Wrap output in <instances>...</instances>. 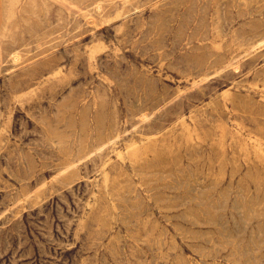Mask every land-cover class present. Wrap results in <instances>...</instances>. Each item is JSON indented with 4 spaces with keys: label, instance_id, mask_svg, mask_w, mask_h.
<instances>
[{
    "label": "rangeland",
    "instance_id": "1",
    "mask_svg": "<svg viewBox=\"0 0 264 264\" xmlns=\"http://www.w3.org/2000/svg\"><path fill=\"white\" fill-rule=\"evenodd\" d=\"M0 264H264V0H0Z\"/></svg>",
    "mask_w": 264,
    "mask_h": 264
},
{
    "label": "bare ground",
    "instance_id": "2",
    "mask_svg": "<svg viewBox=\"0 0 264 264\" xmlns=\"http://www.w3.org/2000/svg\"><path fill=\"white\" fill-rule=\"evenodd\" d=\"M100 9V8H99ZM252 41V40H251ZM17 57H14V59H16ZM100 150V149H99Z\"/></svg>",
    "mask_w": 264,
    "mask_h": 264
}]
</instances>
